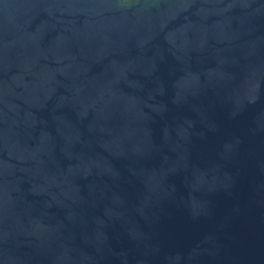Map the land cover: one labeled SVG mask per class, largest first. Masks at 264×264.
<instances>
[{"label":"water","instance_id":"obj_1","mask_svg":"<svg viewBox=\"0 0 264 264\" xmlns=\"http://www.w3.org/2000/svg\"><path fill=\"white\" fill-rule=\"evenodd\" d=\"M0 264H264V0H0Z\"/></svg>","mask_w":264,"mask_h":264}]
</instances>
